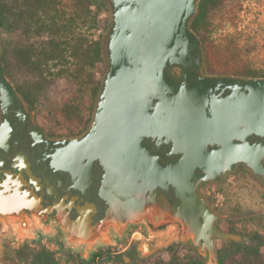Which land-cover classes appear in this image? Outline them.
I'll use <instances>...</instances> for the list:
<instances>
[{
    "label": "water",
    "instance_id": "water-1",
    "mask_svg": "<svg viewBox=\"0 0 264 264\" xmlns=\"http://www.w3.org/2000/svg\"><path fill=\"white\" fill-rule=\"evenodd\" d=\"M104 1L111 15L106 69L91 124L57 160L86 183L94 162L103 165L99 194L107 208L95 226L98 242L112 244L111 232L142 223L151 235L191 244L205 264H219L216 241L244 237L217 225L225 215L200 189L239 164L264 181V77L204 71L202 43L190 28L199 0ZM174 66L182 69L178 78ZM18 100L0 42L1 112ZM10 122H1L0 135ZM62 227L93 247L83 221Z\"/></svg>",
    "mask_w": 264,
    "mask_h": 264
},
{
    "label": "flooded vegetation",
    "instance_id": "flooded-vegetation-1",
    "mask_svg": "<svg viewBox=\"0 0 264 264\" xmlns=\"http://www.w3.org/2000/svg\"><path fill=\"white\" fill-rule=\"evenodd\" d=\"M17 94L19 100L11 106L9 114L0 110V124L5 118L11 119L0 135V251L3 256L19 264H32L31 254L44 249L52 253L57 264H62L54 248L72 239L78 243L75 250L83 248L89 253L79 261L71 257L66 264H98L101 259L132 263L139 259L142 249L135 240L136 233L145 231L142 223L130 225L120 234L111 232L112 244L98 242L94 236L95 226L107 208L99 194L105 173L103 165L98 160L94 162L92 179L86 183L79 171L62 168L57 160L70 140L85 133L91 119L81 129L57 131L40 123L36 108H31ZM161 193L167 195L164 190ZM168 199L171 203L177 201ZM80 221L85 223L93 239L91 249L87 247L91 239L82 242L77 234L69 238L62 227L63 222ZM96 253L99 255L92 261Z\"/></svg>",
    "mask_w": 264,
    "mask_h": 264
},
{
    "label": "trees",
    "instance_id": "trees-1",
    "mask_svg": "<svg viewBox=\"0 0 264 264\" xmlns=\"http://www.w3.org/2000/svg\"><path fill=\"white\" fill-rule=\"evenodd\" d=\"M221 0H199L190 28L199 36L207 60L202 31L209 25V12ZM104 0H0V42L5 75L13 82L20 97L31 107L46 92L51 82L66 77L77 84V93L87 96L88 116L81 115L79 106L69 105L64 109L78 119L84 127L94 108L102 79H96L97 64L105 61L104 39L94 37L100 27L107 30L108 20L100 14L107 10ZM179 66L171 67L170 72ZM236 75L264 77V67L243 68ZM84 119V120H83ZM226 231L242 234L232 221H227ZM245 241L224 240L217 248L219 264H264V234L260 231L243 234ZM174 243L167 247L168 258L155 257L151 264H204L191 248L180 253ZM182 245V244H181ZM99 254H94L92 261ZM32 264H57L52 253L42 249L31 254Z\"/></svg>",
    "mask_w": 264,
    "mask_h": 264
},
{
    "label": "rangeland",
    "instance_id": "rangeland-1",
    "mask_svg": "<svg viewBox=\"0 0 264 264\" xmlns=\"http://www.w3.org/2000/svg\"><path fill=\"white\" fill-rule=\"evenodd\" d=\"M70 1L65 0V3L68 4ZM100 17L102 20H108L109 26L111 17L109 8L103 10ZM208 20V28L201 34L208 51V58L204 60L203 65L206 73L239 76L236 73L245 67L260 70L264 67V0H221L218 6L210 10ZM106 31L100 27L93 32V36L101 35L104 39ZM105 69L106 61L97 64L96 79L104 77ZM174 71L176 75L181 76L180 68ZM76 89L77 84L73 80L66 77L54 79L35 106L39 122L61 132L80 128L78 119L64 109L66 106L76 105L80 107L84 118L88 116L86 107L89 99L87 96L81 98ZM93 110L94 108L89 120L92 119ZM201 191L209 204L225 215L217 221L220 228L225 230L227 221H232L236 229L242 232L237 234L243 236L244 241L246 236L243 234L254 231L264 234V181L246 166L237 165L221 181H210L202 185ZM135 241L139 248L144 245L143 241L147 243V246L144 245L147 250H142L140 258L136 261L128 263L122 260L111 262L108 259H101L98 264H151L157 256L167 259L169 257L167 247L174 243H180L177 246L180 253H186L191 248L192 252L199 256L191 244L179 242L165 233L162 235H151L146 231L136 233ZM223 241L217 240L216 247L219 248ZM47 245L52 248L51 244ZM74 248L75 246L68 240L56 245L54 251L57 260L66 264L71 257L77 261L83 258V255L88 257V250L81 248L77 251ZM0 264L19 263L4 257L0 251Z\"/></svg>",
    "mask_w": 264,
    "mask_h": 264
},
{
    "label": "bare ground",
    "instance_id": "bare-ground-1",
    "mask_svg": "<svg viewBox=\"0 0 264 264\" xmlns=\"http://www.w3.org/2000/svg\"><path fill=\"white\" fill-rule=\"evenodd\" d=\"M143 243H144L145 246H147V243H145L144 241H143ZM144 245H142V246L140 247V249L142 248V250L146 251V250H147V247H144Z\"/></svg>",
    "mask_w": 264,
    "mask_h": 264
}]
</instances>
